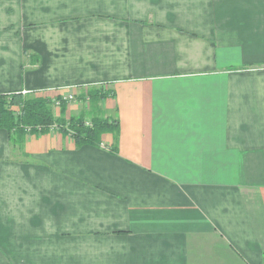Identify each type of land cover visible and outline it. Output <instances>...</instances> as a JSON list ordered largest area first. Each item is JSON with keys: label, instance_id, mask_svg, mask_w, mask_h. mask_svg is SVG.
I'll return each mask as SVG.
<instances>
[{"label": "crops", "instance_id": "crops-1", "mask_svg": "<svg viewBox=\"0 0 264 264\" xmlns=\"http://www.w3.org/2000/svg\"><path fill=\"white\" fill-rule=\"evenodd\" d=\"M92 88L98 147L0 130V264H264V0H0V94Z\"/></svg>", "mask_w": 264, "mask_h": 264}, {"label": "trees", "instance_id": "trees-1", "mask_svg": "<svg viewBox=\"0 0 264 264\" xmlns=\"http://www.w3.org/2000/svg\"><path fill=\"white\" fill-rule=\"evenodd\" d=\"M90 90V97L97 101L109 96V92L101 93L100 89ZM56 99L61 104L58 118L52 112L49 99L37 95L25 98L21 93L0 94V130L10 137L14 135V143H20L25 135H44L56 127L60 133L70 135L78 147H98L103 134L117 132L115 120L92 119L87 125L83 115L65 119L66 101Z\"/></svg>", "mask_w": 264, "mask_h": 264}, {"label": "rangeland", "instance_id": "rangeland-1", "mask_svg": "<svg viewBox=\"0 0 264 264\" xmlns=\"http://www.w3.org/2000/svg\"><path fill=\"white\" fill-rule=\"evenodd\" d=\"M99 89V88H98ZM92 90H86L79 94V96H75L73 93L67 94L66 96L60 98L61 101H66V107L70 105L74 111L77 112L79 117L81 114L85 118V122L88 125L92 119H106L110 122L114 121L112 117L107 114V111L103 109V101L104 100H95L94 98L90 97L89 93ZM101 93H107L102 88L99 90ZM25 98H28L31 95L22 94ZM72 100H67L69 98ZM60 101L56 99L53 103H51V109L54 116L60 117ZM75 112V113H76ZM74 114V113H72ZM109 122V123H110Z\"/></svg>", "mask_w": 264, "mask_h": 264}, {"label": "built area", "instance_id": "built-area-1", "mask_svg": "<svg viewBox=\"0 0 264 264\" xmlns=\"http://www.w3.org/2000/svg\"><path fill=\"white\" fill-rule=\"evenodd\" d=\"M23 94H26V92H24ZM67 100H72V98L70 97L69 99ZM56 129V127H53L52 130ZM57 130V129H56Z\"/></svg>", "mask_w": 264, "mask_h": 264}]
</instances>
